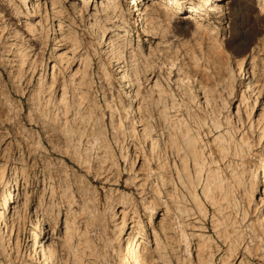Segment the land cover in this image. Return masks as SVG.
<instances>
[{
  "label": "rangeland",
  "instance_id": "obj_1",
  "mask_svg": "<svg viewBox=\"0 0 264 264\" xmlns=\"http://www.w3.org/2000/svg\"><path fill=\"white\" fill-rule=\"evenodd\" d=\"M139 2L0 0V264H264V0Z\"/></svg>",
  "mask_w": 264,
  "mask_h": 264
},
{
  "label": "bare ground",
  "instance_id": "obj_2",
  "mask_svg": "<svg viewBox=\"0 0 264 264\" xmlns=\"http://www.w3.org/2000/svg\"><path fill=\"white\" fill-rule=\"evenodd\" d=\"M139 1L140 2L138 4L136 3V6L142 5L143 2L146 0H139ZM23 4L25 5V7L27 9H30L31 4H32V0H23ZM174 6L179 8V9H184V6L179 4V2H177V1H175ZM139 10H140V8L137 7L136 11H139ZM135 24L137 27H144V18L142 17L141 13L137 17V19L135 20ZM58 25H60V23ZM250 85L253 86L252 81H250ZM190 150L194 154L195 146L192 143L190 144ZM261 179H262L261 183L264 184V176H262ZM35 245H36V238L33 240V246H35ZM123 249H124L125 253L127 254V257L129 259V261L131 262V264H143V262H144L143 257L138 250L137 242L135 240V237L132 234L128 235L125 238V241L123 242Z\"/></svg>",
  "mask_w": 264,
  "mask_h": 264
},
{
  "label": "snow or ice",
  "instance_id": "obj_3",
  "mask_svg": "<svg viewBox=\"0 0 264 264\" xmlns=\"http://www.w3.org/2000/svg\"><path fill=\"white\" fill-rule=\"evenodd\" d=\"M227 0H220V3H226Z\"/></svg>",
  "mask_w": 264,
  "mask_h": 264
}]
</instances>
